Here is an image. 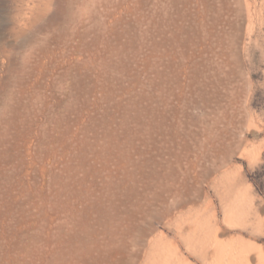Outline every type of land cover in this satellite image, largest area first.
Returning <instances> with one entry per match:
<instances>
[{
  "label": "rangeland",
  "instance_id": "1",
  "mask_svg": "<svg viewBox=\"0 0 264 264\" xmlns=\"http://www.w3.org/2000/svg\"><path fill=\"white\" fill-rule=\"evenodd\" d=\"M218 1L0 0V264H85L79 249L104 243L112 212L67 193L100 187L92 170L103 163L185 144L200 151L210 127L225 136L228 117L236 124L225 138L237 148L227 164L239 176L229 188H244L247 221L225 223L217 197L219 238L255 243L248 264H264V221L254 223V210L264 219V56L247 59L231 103L206 33L217 13L219 32L234 19ZM172 15L187 41L173 49L164 38ZM190 261L204 264L195 253Z\"/></svg>",
  "mask_w": 264,
  "mask_h": 264
},
{
  "label": "bare ground",
  "instance_id": "2",
  "mask_svg": "<svg viewBox=\"0 0 264 264\" xmlns=\"http://www.w3.org/2000/svg\"><path fill=\"white\" fill-rule=\"evenodd\" d=\"M221 1L222 7H229L234 19L228 20L219 32L217 27L223 18L220 16L219 20L217 13L211 20L208 18L211 25L206 33L212 34L214 38L210 50L220 59V70L217 72L227 83V98L234 103L242 97V85L235 82L239 80L238 77L243 76L245 62L249 59L253 63L258 51L261 52V57L264 56V39L261 41V32L264 31V0H233V5L229 4L231 0ZM212 3L211 7H207L214 12ZM40 16L42 14L38 13L36 18ZM169 22L174 28H169L171 34L168 33L169 38H164L172 44V49L186 45V40H180L181 34L186 31L184 27L176 24L173 15ZM194 33L197 34L198 31ZM163 74L164 71L161 72ZM212 98L214 100V97L207 98V102L212 103ZM211 108L215 110L214 107ZM213 121L217 123L221 119ZM235 124L236 121L228 117L223 135L227 136L229 127ZM208 133L206 142L202 141L200 151L195 153L185 144L184 151L168 149L157 153L140 152L138 158L129 156L127 159L125 156L126 161L120 160L115 167L103 163L104 167L92 170V176L101 182L100 187L95 188L92 184L90 189H85L84 196L83 188L76 190L74 187L71 193H67L80 200L83 197L95 200L97 207H105L112 212L109 215L110 220L106 219L109 223H103V232L107 235L104 243L96 244L94 248H80L78 254L76 253L77 258L74 255L71 261L76 258L85 264H101L99 262L108 260L111 264H195L190 261L195 253L204 264H248L250 260L246 251L257 249L256 244L242 240L224 241L219 238L218 233H225L227 230H221L219 226L221 219L217 197L223 207L225 223L236 224L244 221L239 207L247 199V194L244 188L237 187L235 192L229 188L239 185L238 174L227 164L237 147L227 142L225 136L216 135L213 126ZM191 153L194 157H191ZM250 159H255L254 154ZM77 182L80 183L79 180ZM212 187L216 189L215 194L210 191ZM254 213L257 219L254 223L262 224L264 219H260L255 210ZM171 227L176 230L178 240L170 241L165 235V229ZM259 257L260 254L258 259ZM69 262L68 260L64 264Z\"/></svg>",
  "mask_w": 264,
  "mask_h": 264
}]
</instances>
